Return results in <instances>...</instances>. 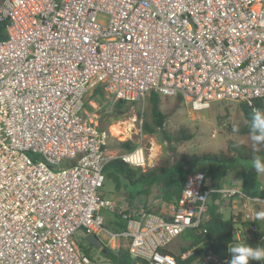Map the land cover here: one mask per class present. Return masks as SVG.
Segmentation results:
<instances>
[{"label":"built area","instance_id":"obj_1","mask_svg":"<svg viewBox=\"0 0 264 264\" xmlns=\"http://www.w3.org/2000/svg\"><path fill=\"white\" fill-rule=\"evenodd\" d=\"M0 22V264H96L79 244L80 229L106 235L108 246L125 239L147 264H177L161 249L188 230L207 232L213 194L240 196L247 208L261 201L242 183L216 188L199 171L166 216L117 204L102 191L105 166L121 158L145 171L149 157L142 142L109 154L113 132L86 112V97L100 87L113 102L157 92L181 96L194 112L222 101L257 109L264 0H0ZM104 209L125 227L108 229ZM247 218L234 228L238 241L258 237ZM205 259L225 264L212 249Z\"/></svg>","mask_w":264,"mask_h":264},{"label":"rangeland","instance_id":"obj_2","mask_svg":"<svg viewBox=\"0 0 264 264\" xmlns=\"http://www.w3.org/2000/svg\"><path fill=\"white\" fill-rule=\"evenodd\" d=\"M95 90H91L87 95L86 110L96 115L101 130L113 132L108 137L105 150L117 156L127 150L122 142L130 140L135 145L142 142L150 161L147 169L156 166L162 159H167L168 166H171L181 158L182 154L233 155L232 143L238 149L253 150L249 135L239 132L246 124L241 102H215L207 109L194 112L189 106L179 102L177 97L162 96L161 106L167 114L165 124L163 129L149 134L142 130L143 123L149 115V97L137 102H126L118 107L117 102H113L105 92L95 94ZM234 128L238 131L234 132ZM183 129L186 134H191L192 138L179 140ZM118 130L121 132L117 133ZM251 159L237 157L236 166L228 177H240L244 168L251 167ZM121 182L120 188H116L112 180L106 179L102 188L105 196L113 199L117 204H129L148 211L158 207L162 202V189L159 185L151 187L148 194L142 190L146 185L141 182L131 184L123 178ZM141 190L142 193H138ZM183 244L180 238H177L168 245V248L175 250Z\"/></svg>","mask_w":264,"mask_h":264},{"label":"trees","instance_id":"obj_3","mask_svg":"<svg viewBox=\"0 0 264 264\" xmlns=\"http://www.w3.org/2000/svg\"><path fill=\"white\" fill-rule=\"evenodd\" d=\"M6 38V22H0V39ZM96 93L104 94L102 88L98 87ZM162 94L152 92L149 97V115L144 121L142 130L149 134L155 133L157 130L163 129L167 114L163 111L161 102ZM164 97V96H163ZM178 101L183 102L181 96H178ZM126 101H118L117 106L121 107ZM257 109L264 110V100H257L255 102ZM243 113L245 115L246 124L239 130L240 133L248 134V122L253 108L245 103H241ZM192 138L191 134H186L183 129L180 132L179 140H186ZM126 151L133 150L137 147L132 141H124L121 143ZM233 155L225 153L219 154H182L173 165L168 166L167 159H162L156 166L143 170L142 168H135L123 161L121 158H113L105 166V174L107 180H112L116 188H120L122 178L128 180L129 183L135 184L138 182L146 185L142 190L149 194L151 187L159 185L162 189V202L158 207L148 209L149 212L159 213L166 216V208L170 203L176 202L185 186L187 178L199 171L204 172L207 176L211 177L216 188L223 186V182L228 177L229 173L235 168V160L237 157L252 158L253 155L264 157V147L255 153L247 149H238L233 143ZM247 150V151H246ZM76 160H69L67 164H74ZM259 176L250 168H244L241 173L242 188L244 193L249 197L257 196L256 191ZM142 190L138 193H142ZM132 196H135L132 194ZM220 194L215 193L212 195L208 203V211L202 222V228L206 229L205 234H197L194 230L184 232L180 240L184 243L179 248L171 250L169 248H162L163 252L173 254L177 259V264H197L202 263L206 257L208 250L212 249L219 257L226 259L228 256L227 248L229 244L235 241L234 228L235 222L232 219H225L220 211V206L217 203ZM255 223L262 228L261 222L255 220ZM125 227V225H123ZM259 235V233H258ZM257 235V236H258ZM258 238V237H257ZM85 240V237L82 238ZM207 239H211L212 243H206ZM83 251L93 260V255L89 248L84 246L80 241ZM89 246H92L88 243ZM195 247L194 254L184 258L183 255L191 248ZM105 257L113 264H147L144 260L134 258L131 256L126 247H120L113 250L105 246ZM212 264V263H211Z\"/></svg>","mask_w":264,"mask_h":264},{"label":"crops","instance_id":"obj_4","mask_svg":"<svg viewBox=\"0 0 264 264\" xmlns=\"http://www.w3.org/2000/svg\"><path fill=\"white\" fill-rule=\"evenodd\" d=\"M87 107L88 106L86 104V108ZM86 112H87V110H86ZM261 158H264V157H261ZM236 182L242 183L241 175H240V177H237V176L227 177L226 180L223 182V186L232 185V184L235 185ZM256 191H258L257 196H254L251 198H259L261 200H264V177H262V176H259V178H258V185H257ZM244 202H245V200L240 196L233 197L231 199H223L220 196V198H218V200H217V203L220 206V211L223 214L224 218L225 219H232L235 222V226H238V225L246 222L248 220L247 214H249V213L251 214V216L253 218L254 211H255L258 204L261 208H264V204H261L260 202L254 203L251 208H247L244 206ZM102 214H103L104 219H105V226L108 229H110L113 232H118L123 228L124 222L121 221L119 219V217L114 212L104 209V210H102ZM253 220H255V219L253 218ZM258 221L261 222V224H262V228H260L261 230L259 232L258 238L251 239V240H242V241H238L235 239V241L232 244H234V243H245V244H250L251 246H256L257 244H260L262 242V238H264V221H260V220H258ZM87 234H88V232L85 229H80L78 231L77 236H78L79 244L81 241L84 246H86L87 248L90 249V251L93 255V261L96 264H113L105 257V255H104L105 251H103L102 248H99L98 246H96L92 243H89L87 241V239H86ZM96 235L100 239V241L103 243L104 248H105V246H107L113 250H117L120 247H126L127 241L123 238L117 239L115 241V245L108 246L106 244V239H107L106 235H104V234H99V235L96 234ZM83 237H85V240L82 239ZM88 243L91 244L92 246H89ZM228 258H230V257L227 256L226 259H228ZM197 264H211V263L207 262L206 259H204L202 263L197 262ZM252 264H264V262H252Z\"/></svg>","mask_w":264,"mask_h":264},{"label":"clouds","instance_id":"obj_5","mask_svg":"<svg viewBox=\"0 0 264 264\" xmlns=\"http://www.w3.org/2000/svg\"><path fill=\"white\" fill-rule=\"evenodd\" d=\"M238 129L234 128V132ZM248 135L253 145V152L259 151L264 147V110L255 109L250 114L248 122ZM251 167L257 175L264 177V158L253 155L251 159ZM264 204V200L260 201ZM258 209V210H257ZM253 218L255 220L264 221V208L257 205ZM230 258L225 260V264H252V262H264V238L262 242L256 246L245 243L229 244L227 248Z\"/></svg>","mask_w":264,"mask_h":264},{"label":"water","instance_id":"obj_6","mask_svg":"<svg viewBox=\"0 0 264 264\" xmlns=\"http://www.w3.org/2000/svg\"><path fill=\"white\" fill-rule=\"evenodd\" d=\"M86 239L89 243H92L99 248H102L103 251H106V248L103 247V243L100 241V239L95 235L94 233H88L86 236Z\"/></svg>","mask_w":264,"mask_h":264},{"label":"bare ground","instance_id":"obj_7","mask_svg":"<svg viewBox=\"0 0 264 264\" xmlns=\"http://www.w3.org/2000/svg\"><path fill=\"white\" fill-rule=\"evenodd\" d=\"M120 132H121L120 130L117 131V133H120ZM154 155H155V154H154Z\"/></svg>","mask_w":264,"mask_h":264}]
</instances>
